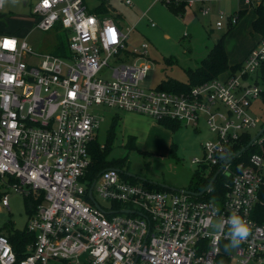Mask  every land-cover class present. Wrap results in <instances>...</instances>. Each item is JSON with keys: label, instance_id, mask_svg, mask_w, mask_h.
<instances>
[{"label": "built area", "instance_id": "1", "mask_svg": "<svg viewBox=\"0 0 264 264\" xmlns=\"http://www.w3.org/2000/svg\"><path fill=\"white\" fill-rule=\"evenodd\" d=\"M220 1L203 0L201 13ZM94 8L86 0H37L36 27L64 30L63 53L37 51L26 38L0 33V206L10 209V191L40 198L25 228L34 240L22 258L10 233L0 230V264H264V131L224 166L208 198L153 190L128 181L117 167L89 176V148L103 119L94 106L194 126L203 116L213 137L203 144V158L192 162L215 173L264 126L263 115L252 112L264 90V35L225 76L182 91L146 87L149 42L129 47L132 29ZM224 20L236 25L238 12L220 11L217 29ZM234 214L251 232L226 251ZM219 223L222 231L214 227Z\"/></svg>", "mask_w": 264, "mask_h": 264}, {"label": "rangeland", "instance_id": "2", "mask_svg": "<svg viewBox=\"0 0 264 264\" xmlns=\"http://www.w3.org/2000/svg\"><path fill=\"white\" fill-rule=\"evenodd\" d=\"M36 2L29 0L24 4L23 0H4V8L0 10V33L26 38L37 51H53L62 42L68 51L64 30L55 28L44 31L36 27L37 18L32 14ZM86 2L90 8H94L101 0ZM263 2L258 0L253 5H246L243 0H222L218 4L210 2L207 6L212 9L207 15L201 13L200 4L187 6L186 11L179 15L168 7L166 1L132 0L131 6L122 0H108L107 3L110 15L120 22L124 30L132 29L127 41L129 47L139 46L144 40L149 42L151 70L142 84L152 87L169 77L188 81L189 70L201 64V60L223 34H226L224 43L229 63H240L244 58V47L260 36L253 27V21L257 15L256 6ZM170 3L181 6L183 0H170ZM243 5H246L245 12L240 15L236 25L228 27L227 20H224L223 29L216 28L219 9L230 16L234 9ZM228 73L226 71L224 76ZM259 83L264 87L261 78ZM93 110L103 116L96 137L98 144L104 147L109 137L108 158L119 161V168L125 172L138 176L140 179L135 182L153 190L160 189L141 178L176 189L195 190L198 172L203 175L204 171L207 174L213 171L208 166L192 162L195 157L203 158V144L213 137L203 116L198 126L179 123L172 130L158 123V120V125H154L155 119L149 115L137 112L129 114V111L106 106H94ZM252 112L264 117V100L261 97L253 102ZM131 132L135 135L136 144L133 140L128 143L127 135ZM125 178L133 181L132 177L125 175ZM94 196L101 205L109 206L108 202L100 198L97 190H94ZM9 198L10 209L0 206V230L6 234L10 230H24L29 220L26 198L13 191H10ZM48 264L70 263L52 259Z\"/></svg>", "mask_w": 264, "mask_h": 264}, {"label": "trees", "instance_id": "3", "mask_svg": "<svg viewBox=\"0 0 264 264\" xmlns=\"http://www.w3.org/2000/svg\"><path fill=\"white\" fill-rule=\"evenodd\" d=\"M107 0H101L100 4L96 6L93 11L98 12L102 15H110V7L108 6ZM168 7L171 8L175 13L182 15L186 11L187 6H189L188 1L183 0V5L177 6V4L167 3ZM253 5V4H251ZM190 7V6H189ZM243 12V11H242ZM240 12V13H242ZM240 13H238L240 18ZM257 17L253 21L254 29L260 33V35H264V2L260 3L256 6ZM225 37L226 34H223L218 41L213 45V47L208 51L207 55L201 60V64L196 67V69L189 70V80L181 81L173 77H169L167 79H162L159 83V86L168 90L182 91L187 90L188 88L201 84L207 81H210L214 78H217L221 74L229 70H237L240 66L241 62L238 64H230L228 54L225 48ZM66 45L62 42V44L58 45L53 49L54 53H63L66 52ZM263 79H264V66H263ZM262 99L264 100V90L262 93ZM117 119V118H116ZM160 124L164 125L168 129L175 130L179 126V122L173 120H162L159 121ZM109 137L107 138V144L104 147H101L97 140L95 139L89 148L92 163L89 169V176L91 178H95L102 170L109 167H117L119 168V161L110 160L108 158L110 153L109 147ZM129 143V142H128ZM207 169V168H205ZM214 172H209L208 174L204 171L202 175L198 172V186L197 189L193 190L199 192L203 190L210 179L212 178ZM133 181L137 180L132 178ZM217 184V183H216ZM153 185V184H152ZM159 189H163L157 185H155ZM219 188L220 185H218ZM217 187V186H216ZM1 194V192H0ZM210 197L209 194L203 195L202 198ZM40 202V198H36L34 195H30L26 198V210L30 214L34 212ZM9 239L13 245L14 250L17 252L18 256L22 258L24 256L23 251L28 242H32L34 240V234L28 233L26 229L17 230V231H9Z\"/></svg>", "mask_w": 264, "mask_h": 264}, {"label": "clouds", "instance_id": "4", "mask_svg": "<svg viewBox=\"0 0 264 264\" xmlns=\"http://www.w3.org/2000/svg\"><path fill=\"white\" fill-rule=\"evenodd\" d=\"M0 2H2V0H0ZM228 224L230 227L226 239L229 242L225 245L226 251L231 248L238 247L240 243L247 239L251 232V226L249 222L240 215H232L228 220ZM214 227L222 231L224 225L222 223H219Z\"/></svg>", "mask_w": 264, "mask_h": 264}, {"label": "water", "instance_id": "5", "mask_svg": "<svg viewBox=\"0 0 264 264\" xmlns=\"http://www.w3.org/2000/svg\"><path fill=\"white\" fill-rule=\"evenodd\" d=\"M26 1L27 0H24V4H26ZM264 131V126L263 128L260 130V132L256 135V137H254L252 139V141L243 149H241L240 151H238L237 153H235L225 164H223L215 173L214 175L212 176V178L210 179L209 183L207 184V186L199 191V192H195V191H188L186 190V192H191L193 193L194 195H197V196H202L204 195L211 187L212 185L214 184L215 180L217 179L219 173L223 170L224 166L229 163L230 161H232L235 157H237L241 152H243L247 147H249L253 142L254 140ZM121 173L129 176V177H132V178H135V179H140L138 176H136L135 174L133 173H129V172H125L124 170H122L121 168H117ZM141 180L143 181H146V182H149L151 184H155L163 189H171V190H183V189H176V188H173V187H170V186H167L165 184H159V183H156V182H152V181H149V180H145L143 178H141ZM97 206L99 207V204H97Z\"/></svg>", "mask_w": 264, "mask_h": 264}, {"label": "crops", "instance_id": "6", "mask_svg": "<svg viewBox=\"0 0 264 264\" xmlns=\"http://www.w3.org/2000/svg\"><path fill=\"white\" fill-rule=\"evenodd\" d=\"M194 1H195V0H194ZM201 1H203V0H200V1H199V0H196V1H195V5H196V4H200ZM221 1H222V0H221ZM221 1H220V2H221ZM243 1H245V0H243ZM213 3H217V4H218L219 2H213ZM245 4H246V5H247V4L249 5V3H247L246 1H245ZM195 5H194V6H195ZM246 5H243V6L239 7V8L236 9V10L234 9V12H233V13H235V12L240 13V12L243 11L242 13H240V14H243V13L245 12V7H246ZM194 6H190V7H194ZM211 9H212V8H211ZM210 11H211V10H210ZM220 11H221V10L219 9V12H220ZM209 13H210V12H209ZM256 17H257V15H256ZM256 17H255V19H256ZM255 19H254V20H255ZM259 37H260V36H259ZM259 37H258V39H259ZM258 39H257V40H258ZM257 40H256V41H255V40H252L251 42H249V43L247 44V46L244 47L242 58H243V57H244V58L246 57V55L248 54V52L251 50V48H252V47L255 45V43L257 42ZM244 58H243V59H244ZM242 61H243V60H242ZM242 61H241V62H242ZM129 114H134V113L131 112V113H129ZM135 114H136V113H135ZM136 115H137V114H136ZM138 115H139V116H143V117H147V116H145V115H140V114H138ZM116 116L119 117V114L117 113ZM148 117H149V116H148ZM149 119H152V118L150 117ZM152 120H153V119H152ZM152 120H151V121H152ZM155 121H156V120H155ZM155 121L153 120V122L155 123L154 125H158V124H157V121H156V122H155ZM158 123H159V122H158ZM127 138H128V142H130V141L133 140L134 144H136V138H135V135H134L133 132L128 133Z\"/></svg>", "mask_w": 264, "mask_h": 264}]
</instances>
